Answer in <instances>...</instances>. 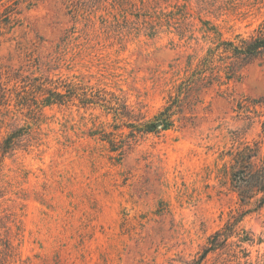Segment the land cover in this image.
Returning a JSON list of instances; mask_svg holds the SVG:
<instances>
[{
    "label": "rangeland",
    "instance_id": "1",
    "mask_svg": "<svg viewBox=\"0 0 264 264\" xmlns=\"http://www.w3.org/2000/svg\"><path fill=\"white\" fill-rule=\"evenodd\" d=\"M142 1L0 0V264H193L244 208L228 164L264 148V60L230 75L218 46L264 0ZM240 227L255 243L201 264H264V208Z\"/></svg>",
    "mask_w": 264,
    "mask_h": 264
},
{
    "label": "trees",
    "instance_id": "2",
    "mask_svg": "<svg viewBox=\"0 0 264 264\" xmlns=\"http://www.w3.org/2000/svg\"><path fill=\"white\" fill-rule=\"evenodd\" d=\"M119 1L132 4V7L138 9L133 0ZM141 2L144 3L142 0ZM146 16L148 15L146 14ZM218 47V49L222 47L223 50L221 57L231 60L230 65L227 67L228 74L235 75L236 67H245L252 61L264 60V24L249 38L241 39L239 43L223 42ZM47 93L49 97L43 100L45 105L66 104L69 98V92L63 94L57 90H48ZM160 123L163 124L164 122ZM17 137L12 134L5 141L3 146L5 152L12 149ZM228 166L231 190L237 195L240 205L244 208L242 211L232 214L226 225L210 237L209 246L204 249L203 254L193 264H201L208 253L220 249L224 242H227L230 238L238 237L240 245H237V247L241 249L243 244L255 243V235L241 228L240 224L248 214L259 212L264 208V148L262 144H246L243 148L231 152ZM248 207L249 209H247ZM240 252L244 253V257H249L247 250L243 249ZM246 263L249 264V262Z\"/></svg>",
    "mask_w": 264,
    "mask_h": 264
}]
</instances>
